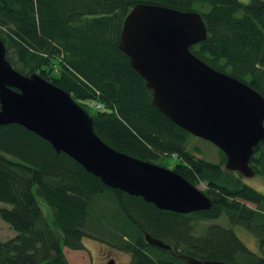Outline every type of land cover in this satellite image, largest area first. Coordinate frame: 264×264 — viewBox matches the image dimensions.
Masks as SVG:
<instances>
[{"label":"trees","instance_id":"16d2710c","mask_svg":"<svg viewBox=\"0 0 264 264\" xmlns=\"http://www.w3.org/2000/svg\"><path fill=\"white\" fill-rule=\"evenodd\" d=\"M143 1L200 10L208 37L191 49L264 94V0H0V35L12 65L71 92L110 145L154 162L162 155L178 156L173 168L197 186L206 183L201 189L212 207L192 212L157 207L143 195L107 185L23 124L0 123V200L11 204L0 214L17 229L13 237L0 238V264H71L64 246L83 249L86 236L130 252L132 259L123 264H189L187 253L263 264V255L233 226L250 228L264 253V192L226 168L224 150H218L219 161L189 150L192 133L151 101L152 90L120 48L123 22ZM89 100L103 107L91 111ZM250 160L264 175V138ZM39 196L52 208L61 232L49 222ZM221 215L230 224L198 226ZM146 232L173 249L149 243Z\"/></svg>","mask_w":264,"mask_h":264},{"label":"water","instance_id":"95a60500","mask_svg":"<svg viewBox=\"0 0 264 264\" xmlns=\"http://www.w3.org/2000/svg\"><path fill=\"white\" fill-rule=\"evenodd\" d=\"M208 37L198 9L139 2L127 14L120 48L152 90V102L182 128L215 143L227 156L226 168L253 176L255 147L264 138V94L218 69L191 46ZM7 57L0 35V123H20L99 175L109 186L143 195L157 207L178 212L209 209L212 198L184 174L135 156L106 142L93 115L63 86L38 72L24 73ZM147 241L172 245L151 233ZM189 264H235L183 254ZM264 264V254L262 256ZM110 258L103 264H116Z\"/></svg>","mask_w":264,"mask_h":264},{"label":"rangeland","instance_id":"374dc122","mask_svg":"<svg viewBox=\"0 0 264 264\" xmlns=\"http://www.w3.org/2000/svg\"><path fill=\"white\" fill-rule=\"evenodd\" d=\"M13 58L15 59L17 65H20L24 69L26 68L25 65H23L24 63L20 61V59H18L14 53ZM27 69L28 68H26V70ZM88 104L91 106L89 108L91 111L93 110V107L95 108V106L97 108H101L97 106L98 103H95V100H89ZM188 148L196 155L203 158L205 157V159L208 160L219 161L221 158V153L218 151L220 148L215 143L205 139L204 137L202 138L200 136H196L193 133L189 139ZM177 157L173 154L167 156L162 155L161 159H158L156 162L159 163L162 161L163 165L172 168L173 165L178 161ZM242 178L246 183L248 182L250 185H253L257 189L259 188V190L264 192V175L259 171H257V173H255L253 176L242 175ZM205 185L206 183L202 182L199 184V187L204 189ZM38 198L45 215L48 217L49 222L55 227L53 222V213L51 212L52 208L42 197L39 196ZM4 205L9 207L11 206L10 203L0 200V208ZM250 205L255 206L253 203H250ZM217 221L218 223L224 225L230 224L229 218L226 215H221L220 217L218 216L214 219L202 220L198 226L204 228L207 226V223L209 224ZM233 227L235 228L237 234L240 235L244 242L249 246V248H252L253 251L259 254H264L262 248L259 245L257 236L251 231L250 228L248 229L247 227L240 224L234 225ZM57 229H59V227ZM16 232L17 229L13 228L11 224L0 214V238L4 240L9 239L13 237ZM83 242L86 245V247L83 249H72L71 247L64 246L65 254L71 264H102L103 262H107V260L113 256L116 260V264H123L124 262H129L132 259V254L130 252L117 249L113 247V245H109L107 241L104 242L92 236H86Z\"/></svg>","mask_w":264,"mask_h":264},{"label":"built area","instance_id":"2783aa9c","mask_svg":"<svg viewBox=\"0 0 264 264\" xmlns=\"http://www.w3.org/2000/svg\"><path fill=\"white\" fill-rule=\"evenodd\" d=\"M98 107H103V103L102 102H98Z\"/></svg>","mask_w":264,"mask_h":264},{"label":"flooded vegetation","instance_id":"af4514ba","mask_svg":"<svg viewBox=\"0 0 264 264\" xmlns=\"http://www.w3.org/2000/svg\"><path fill=\"white\" fill-rule=\"evenodd\" d=\"M109 259H110V258H109ZM109 259H108V260H109ZM108 260H107V261H108Z\"/></svg>","mask_w":264,"mask_h":264}]
</instances>
